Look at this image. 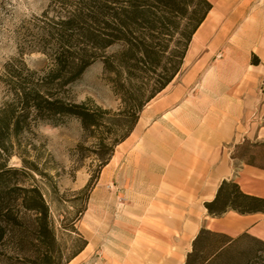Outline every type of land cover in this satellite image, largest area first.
<instances>
[{"label": "crops", "instance_id": "crops-1", "mask_svg": "<svg viewBox=\"0 0 264 264\" xmlns=\"http://www.w3.org/2000/svg\"><path fill=\"white\" fill-rule=\"evenodd\" d=\"M209 1L183 59L186 71L146 104L109 161L132 233L89 232L87 245L66 264H183L201 226L264 241V213L211 216L204 206L229 178L264 198V168L235 166L230 154L245 138L264 141V0ZM127 149L128 163L115 166ZM95 203L91 194L87 212Z\"/></svg>", "mask_w": 264, "mask_h": 264}, {"label": "trees", "instance_id": "trees-1", "mask_svg": "<svg viewBox=\"0 0 264 264\" xmlns=\"http://www.w3.org/2000/svg\"><path fill=\"white\" fill-rule=\"evenodd\" d=\"M211 7L209 0H86L48 30L50 46L41 49L48 59L45 65L30 69L20 58L7 65L12 99L0 108V156L4 155L0 160V254L10 243L29 264H66L87 245L75 222L70 224L75 235L72 247L65 250L61 245L41 188L25 180L24 167L39 171L37 166L24 158V167L8 165L5 140L31 131L37 122L57 124L73 117L96 137L99 167L105 166L145 105L178 74L192 36ZM115 43L121 45L118 52L100 54ZM98 57L121 100L117 111L89 99L76 102L64 96ZM252 62L259 59L253 57ZM98 176L90 177L77 191L83 203L80 214L87 208ZM204 206L211 216L229 210L264 213V198L243 192L229 178L220 182ZM183 264H264V241L245 231L231 236L201 226Z\"/></svg>", "mask_w": 264, "mask_h": 264}, {"label": "rangeland", "instance_id": "rangeland-1", "mask_svg": "<svg viewBox=\"0 0 264 264\" xmlns=\"http://www.w3.org/2000/svg\"><path fill=\"white\" fill-rule=\"evenodd\" d=\"M84 2L86 0H0V108L12 99L7 84V65L15 58L23 60L30 69L38 70L45 65L48 59L41 49L50 46L48 30H54L58 19L82 7ZM120 49L121 45L115 43L100 54L109 56ZM186 69L180 68L172 85L179 82ZM108 78L102 57H98L79 79L67 87L64 96L76 102L89 99L102 108L117 111L121 100ZM8 139L5 140L10 155L6 159L8 165L24 167V158L37 166L39 171L24 167L27 171L25 180L27 184H37L41 188L49 205L56 237L65 250H70L75 236L70 232L72 222L85 239L89 232L109 237L113 227L123 237L129 236L125 233L130 232L126 228L131 223L124 219L130 216L129 207L122 188L112 175L114 162L109 163L112 156L108 165L99 167L97 139L83 129L79 120L66 117L57 124L40 121L31 131L16 138L10 137L11 143ZM129 151L121 152L115 166L128 163ZM230 154L235 166L253 162L264 167V141L245 138L234 145ZM3 157L0 156V160ZM92 176H98L89 195V198L92 194L96 199L95 208L91 212H87L86 208L80 214L78 210L83 203L76 194ZM109 226L108 230L104 229ZM102 240L105 241V238ZM118 241L123 246H133L131 239L128 242L125 239ZM8 245L0 254V264H29L21 254L12 250L10 243Z\"/></svg>", "mask_w": 264, "mask_h": 264}, {"label": "built area", "instance_id": "built-area-1", "mask_svg": "<svg viewBox=\"0 0 264 264\" xmlns=\"http://www.w3.org/2000/svg\"><path fill=\"white\" fill-rule=\"evenodd\" d=\"M93 264H97V262H93Z\"/></svg>", "mask_w": 264, "mask_h": 264}]
</instances>
